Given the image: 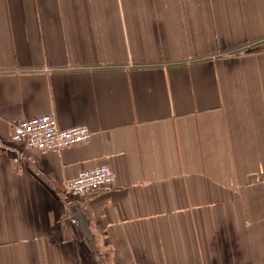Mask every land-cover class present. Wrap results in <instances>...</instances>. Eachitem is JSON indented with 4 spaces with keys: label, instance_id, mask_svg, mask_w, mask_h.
I'll use <instances>...</instances> for the list:
<instances>
[{
    "label": "crops",
    "instance_id": "crops-1",
    "mask_svg": "<svg viewBox=\"0 0 264 264\" xmlns=\"http://www.w3.org/2000/svg\"><path fill=\"white\" fill-rule=\"evenodd\" d=\"M263 179L264 0H0V264H264Z\"/></svg>",
    "mask_w": 264,
    "mask_h": 264
},
{
    "label": "built area",
    "instance_id": "built-area-1",
    "mask_svg": "<svg viewBox=\"0 0 264 264\" xmlns=\"http://www.w3.org/2000/svg\"><path fill=\"white\" fill-rule=\"evenodd\" d=\"M93 132L86 125L61 128L53 114L18 121L12 127L11 140L26 147L47 152H61L86 144ZM116 175L111 168L102 166L81 171L69 181L66 192L74 198L86 199L94 193L116 187ZM264 190V179L261 181Z\"/></svg>",
    "mask_w": 264,
    "mask_h": 264
}]
</instances>
